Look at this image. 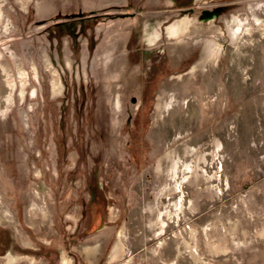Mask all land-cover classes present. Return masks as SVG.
<instances>
[{"label":"rangeland","instance_id":"rangeland-1","mask_svg":"<svg viewBox=\"0 0 264 264\" xmlns=\"http://www.w3.org/2000/svg\"><path fill=\"white\" fill-rule=\"evenodd\" d=\"M0 3V264H264V0Z\"/></svg>","mask_w":264,"mask_h":264},{"label":"bare ground","instance_id":"bare-ground-1","mask_svg":"<svg viewBox=\"0 0 264 264\" xmlns=\"http://www.w3.org/2000/svg\"><path fill=\"white\" fill-rule=\"evenodd\" d=\"M22 4L25 6L26 4H27V0H22ZM2 18H3V16H2V6H1V3H0V20H2ZM190 22H191V20H188V18H184V20H179V21H177V22H174V23H172V24H170V25H168V27H167V33H168V35H170V36H173V37H181V35H183V34H185L186 32H187V30L189 29V25H190ZM233 23H235L234 25L235 26H238V27H232L231 26V35H232V39H233V41H235V40H237L238 39V35H239V33H238V31H239V29H240V23H241V20L239 19V17L238 16H236V15H234V17H233V21H232ZM191 27V26H190ZM161 36V31H160V29H158V28H156V27H154V28H152V31L149 33V37H148V40H149V43L148 44H151V45H153L157 40H158V38ZM219 53H220V51H219V44H218V42L215 40V39H211V40H208L207 41V49H206V55H204V59H202V62H206L207 61V59H212V61L214 60V59H217L218 57H219ZM0 58H1V56H0ZM46 61H47V64L50 66L51 65V63L49 62V60L48 59H46ZM215 61V60H214ZM48 66V67H49ZM53 71V90H54V92H58L60 89H61V81H60V76H59V74H58V72H57V70H55V68L54 69H52ZM191 72H194V71H192L191 70ZM19 74H20V77H21V84H22V86H24V84L26 83V70H25V68L24 67H22V66H20L19 67ZM23 93H24V89H22L21 90V94L23 95ZM168 106V104L165 102V100H161L160 101V103L158 104V111H159V113H161L166 107ZM218 143V142H217ZM177 151V150H176ZM172 152V151H171ZM169 153V152H168ZM177 154V153H176ZM201 154V153H200ZM168 158L169 157H171V158H173V153H169L168 155ZM167 158V159H168ZM204 158V157H203ZM169 160V159H168ZM180 160V159H179ZM172 161V160H171ZM182 162V161H181ZM177 160H175V166H177ZM184 163H187V162H184ZM197 164V163H196ZM189 165V164H188ZM199 166V165H198ZM196 167H197V165H196ZM177 168V167H176ZM190 168H192L191 166H190ZM195 168V167H194ZM158 169L159 170H161L162 169V162L158 165ZM195 174L197 173L196 172V170L195 171H193ZM174 174H176V172H175V170H174ZM193 175L195 178L197 177V179L198 180H200V179H202V178H200L197 174L196 175ZM192 176V175H191ZM204 176V175H203ZM206 177V176H205ZM191 179H193V178H191ZM191 179H189L190 181H191ZM194 180V179H193ZM195 182L197 181V180H194ZM198 182V181H197ZM178 183V182H177ZM171 189V188H170ZM173 189V188H172ZM172 189H171V191H172ZM175 189V188H174ZM173 189V190H174ZM156 204V203H155ZM158 204V203H157ZM157 204H156V206H157ZM178 207H180V209L182 208V203L180 202V203H178V204H176ZM155 205H153V206H150V210H151V212H153L154 210H156V212H155V214L153 215V217H152V219H151V221H150V224L152 225L153 223L155 224V223H159L160 224V228L162 229V231H164L165 230V226H166V221H165V219H164V217H163V213L156 207ZM45 214V213H44ZM172 214V211L170 210V211H168L167 213H166V215H171ZM209 232V231H208ZM194 233V232H193ZM221 233H222V231H221ZM221 233H220V235H221ZM195 234V233H194ZM206 235H207V233H206ZM211 235V234H210ZM193 237V236H192ZM211 240V239H210ZM212 242H213V240H212ZM186 243V242H185ZM222 243V242H221ZM164 243L163 242H160L159 243V245L157 246V248L156 249H154L155 251H157L158 253H160L161 252V247H162V245H163ZM215 244H216V242H215ZM214 243H212V246L214 245L215 246V248L216 249H218V250H220L219 252H221V250H223V249H225L226 248V245L223 243V244H221L220 246L218 245H215ZM211 245V244H210ZM209 245V246H210ZM214 246L212 247V248H214ZM211 247V246H210ZM193 250H195V248L193 249ZM212 250V249H211ZM88 251H89V253H94L95 251H96V248L94 247V248H89L88 249ZM121 251H122V245H120V243H118V245H117V248H116V250H115V252H113L114 253V255H113V257L114 258H118V257H120L121 256ZM195 251H197V250H195ZM178 252V251H177ZM156 253V252H155ZM180 253V252H179ZM194 253V252H193ZM179 255V254H178ZM194 256H195V258H198V255H196V254H194ZM27 256H24V258H26ZM112 257V258H113ZM21 258H23V256H18V255H16V254H13L12 252H9L8 253V264H16ZM163 258V257H162ZM201 258V257H200ZM63 259L64 260H66V254H64V256H63ZM32 260H33V258H32ZM197 260V259H196ZM205 261H203V263H204ZM6 263V264H7ZM207 263V262H206ZM167 264V263H166ZM169 264V263H168ZM174 264V263H173Z\"/></svg>","mask_w":264,"mask_h":264}]
</instances>
